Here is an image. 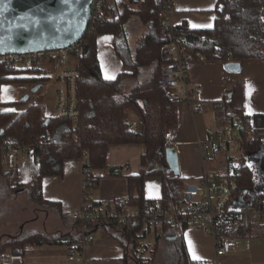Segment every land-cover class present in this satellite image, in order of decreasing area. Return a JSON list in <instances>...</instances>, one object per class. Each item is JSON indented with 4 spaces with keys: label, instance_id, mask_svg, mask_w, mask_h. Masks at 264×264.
Here are the masks:
<instances>
[{
    "label": "trees",
    "instance_id": "1",
    "mask_svg": "<svg viewBox=\"0 0 264 264\" xmlns=\"http://www.w3.org/2000/svg\"><path fill=\"white\" fill-rule=\"evenodd\" d=\"M131 8L125 0L124 8L110 5L105 9L104 17L95 24H90L83 38V51L77 58V69L80 72L78 85L79 108L81 119L77 124L71 120H62L58 117L50 119L44 115L42 100L25 103L26 109L20 113L4 109L1 113V126L5 134L18 138L24 145L37 144L36 155L41 159V173L25 188L31 189L37 200L44 204L42 195V181L45 177L61 175L66 160L81 158L83 151H88L90 168L93 170L90 192L97 188L100 177L95 172L107 168V153L112 145L140 144L145 151L141 158V171L137 176L128 178L129 195L118 200V206L126 200L132 206L149 208L157 201L149 200L145 195V182L148 178L162 179V197L160 203L170 207L180 201L181 194L191 180L168 172L165 151L167 135L179 124L178 103L171 102L165 96L162 85V68L165 61L161 56L162 31L158 17L159 6L155 0H143ZM111 11L112 12L111 14ZM119 12V13H118ZM217 20L213 29L193 30L183 29L181 34L186 36L188 46L194 54L201 53L205 60H216L224 63L264 60V0H218ZM136 16L149 31L146 33L134 51L126 39H119L125 33L128 20ZM111 34L115 36V46L118 56L124 67L131 70L123 72L114 80L103 77L98 57L97 39L99 35ZM206 36L207 39H204ZM154 67L150 79L125 92L128 80L138 79L140 68ZM41 71L36 68H14L0 66V86L13 83L41 84L47 77H38ZM22 75V76H21ZM34 75V76H30ZM20 76V77H19ZM24 76V77H23ZM229 111V123L242 122L245 130L253 129V137L244 145V152L257 153L264 147V117L247 116L244 111V87L239 83L234 88L229 100L224 102ZM5 106L2 104L1 106ZM133 108L139 118L137 128L133 129L128 122L127 110ZM228 123V124H229ZM62 133V141H51ZM77 135L78 140H75ZM42 140L43 144H38ZM264 149V148H263ZM262 149V150H263ZM255 156L259 157L258 154ZM261 158V177L264 174V154ZM2 164H0V171ZM237 176L239 193L236 206L246 207L264 202V191L261 184L254 181V171L250 165L243 162ZM24 187V186H23ZM19 188V187H17ZM243 191H251L240 196ZM241 197V198H240ZM247 199L248 203H244ZM93 208L95 205L92 204ZM113 206L108 205L106 209ZM78 225V223H76ZM143 225L140 223L131 227L127 233H112L116 241L126 250L134 252L138 241L142 238ZM177 226H166L158 231L156 246L160 240L174 238L177 235ZM185 228V227H184ZM183 230V229H182ZM142 234V235H141ZM264 236V227L262 231ZM242 236V235H240ZM66 236H47L40 232L12 239L0 247V254L10 253L13 256H23L28 247H43L54 245L57 242L67 243ZM79 241V237L77 239ZM77 241V242H78ZM176 246L181 264H204L189 258L182 235L171 240ZM178 249V250H177ZM140 264V261H139Z\"/></svg>",
    "mask_w": 264,
    "mask_h": 264
},
{
    "label": "crops",
    "instance_id": "2",
    "mask_svg": "<svg viewBox=\"0 0 264 264\" xmlns=\"http://www.w3.org/2000/svg\"><path fill=\"white\" fill-rule=\"evenodd\" d=\"M116 6H119L120 9L124 8L122 3L117 4L116 0H112L110 8L114 9ZM217 8L218 0H176L173 20L176 25L186 24L193 30H210L214 28L218 17ZM112 12L114 11H111V14ZM97 49L105 79L114 80L123 72H131L129 68L124 67L123 61L117 54L114 35H99ZM225 64L216 60H201L190 65V78L193 86L199 91L196 100L200 103L202 110L199 113H193L187 103H181L178 106L179 124L169 133L171 135L169 145L176 149L179 156L180 174L178 177L195 181L205 171L216 170L223 173L226 171L225 158L217 153L209 152L205 159L201 143L221 131L229 123V111L224 102L230 99L234 88L239 83H242L244 87L245 114L251 118L258 115L264 117V60L246 61L241 64V72L235 74L226 71ZM44 67L40 70L41 74H38V77L45 74L48 80L42 83V89L33 95L36 97L34 101L45 100L43 103L44 115L47 119H52L57 117V84L54 81L50 65L45 64ZM151 68H140L139 78L126 82L125 92L138 84L147 82L150 77H146ZM25 85L33 88L37 84L26 83ZM32 88L28 93L30 100H32ZM25 109L26 107L20 112ZM134 114V117L130 116L128 120L130 125L139 124V118L135 112ZM54 140L61 142L62 133H59ZM144 151V146L140 144L109 147L107 168L95 172L101 180L99 186L90 192L91 205L94 204L95 208L106 209L108 205L114 206L116 201L129 195L128 178L140 174L141 158ZM219 156L224 160L223 163L218 160ZM208 161H212L215 165H209ZM40 173V164L35 161L34 157H31L19 163L15 168L10 165H2L0 181L5 182L7 188L23 193L25 186L32 183ZM42 195L45 202H49V204H43L45 205V209L42 210L45 214L43 223L40 218L28 221L20 227L19 232L15 229L9 233L11 236L14 235L11 239L29 235L28 233L40 232L49 237L67 235L68 240L73 239L74 242H77L79 229L72 216L80 211L84 204L81 159L66 160L61 175L45 177L42 181ZM145 195L149 200L160 201L162 179L148 178L145 182ZM184 227L177 229V235L174 238L182 235L189 258L200 262L215 258L216 249L212 237L196 227ZM262 231L263 227H255L248 236L238 237L235 251L221 258L219 264H264ZM152 233L156 235L158 231L145 232L142 238H147ZM107 236L105 233L99 232L95 235L96 241L84 247L83 253L89 264H139L141 259L154 260L153 256L148 258L147 248L142 247L140 250L138 246L136 248L138 251L132 252L126 250L115 239ZM172 238L167 240H175ZM190 246L201 258L200 260L193 259L192 253L189 251ZM70 247L71 245L61 241L43 247L30 246L23 256H13L10 253L0 254V264H69ZM61 252H64L65 255H62ZM41 253L45 254V258L35 256Z\"/></svg>",
    "mask_w": 264,
    "mask_h": 264
},
{
    "label": "built area",
    "instance_id": "3",
    "mask_svg": "<svg viewBox=\"0 0 264 264\" xmlns=\"http://www.w3.org/2000/svg\"><path fill=\"white\" fill-rule=\"evenodd\" d=\"M141 3L143 0H135ZM176 0H155L159 6L158 17L162 31L161 56L165 61L162 68V85L167 99L174 103H187L193 113L202 110L196 100L198 89L193 86L190 78V65L195 61L205 60L201 53L190 51L183 29H191L188 25L174 23ZM112 0H95L90 24H95L105 15V9ZM207 39L206 36H203ZM83 39L67 48L40 50L31 53L0 54V66L8 65L14 68L44 69L49 64L54 81L57 84V117L71 120L77 124L81 119L79 108L78 85L80 72L71 62L72 56H80L83 51ZM45 77V74L42 76ZM35 97V96H34ZM0 104V164L15 168L25 159L34 157L37 163L41 159L36 155L37 144L24 145L18 138L5 134L1 126ZM133 129L137 124L131 125ZM254 130H245L242 122L227 124L221 131L211 135L201 143L203 157L208 153H217L225 158L226 171L204 172L197 183L186 185L181 199L170 207H164L160 201L149 208L130 205L123 200L120 205L111 209L93 208L89 198L93 186L91 176L93 170L89 167V153L83 151L82 177L84 204L72 218L78 223L79 241L72 242L69 249L70 264H89L84 255V247L96 241V233H105L110 238L112 233H127L131 227L140 223L142 234L150 230L160 231L166 226H192L203 230L212 237L215 243V258L204 261V264H219V260L235 251L236 239L242 235L248 236L255 227H264V202L257 201L253 205L237 207L236 198L239 193L237 176L243 163V147L253 137ZM171 135H167L166 148ZM75 140H78L75 135ZM51 141H55L51 139ZM38 144H43L42 140ZM237 155L241 164L236 161ZM141 234V235H142ZM107 236V237H108ZM72 239L66 240L71 242ZM140 264H152L151 259H141Z\"/></svg>",
    "mask_w": 264,
    "mask_h": 264
},
{
    "label": "water",
    "instance_id": "4",
    "mask_svg": "<svg viewBox=\"0 0 264 264\" xmlns=\"http://www.w3.org/2000/svg\"><path fill=\"white\" fill-rule=\"evenodd\" d=\"M94 1L0 0V54L63 49L80 42L90 25ZM225 69L229 73H240L242 65L228 62ZM42 87L37 84L31 93H38ZM29 100L30 94H26L21 103ZM49 123L47 119L44 125ZM165 157L168 172L179 176L176 149L166 148Z\"/></svg>",
    "mask_w": 264,
    "mask_h": 264
},
{
    "label": "rangeland",
    "instance_id": "5",
    "mask_svg": "<svg viewBox=\"0 0 264 264\" xmlns=\"http://www.w3.org/2000/svg\"><path fill=\"white\" fill-rule=\"evenodd\" d=\"M124 0H116L117 4H121ZM128 6L131 8H136L135 4H131L128 0H125ZM149 29L148 27L144 26L136 16H132L127 23L125 33H121L119 36V39L122 41V39H126L124 35L126 34L127 39L129 40V44L132 47V49L135 51L138 48V45L140 44V41L142 37L148 33ZM71 62L73 65H76L77 63V57L72 56ZM144 68V67H143ZM154 71V67L148 70V74L146 78H149L152 76V73ZM6 85V84H5ZM1 85L0 86V104H5L7 107H3L4 109H12L13 111H16L17 113H20L21 110H23L26 106L25 104L21 103L22 98L29 93L31 90V86L28 87L24 83H13L8 85ZM4 89H7V91H3ZM131 89V88H130ZM45 90V87H44ZM36 97H34L33 94H31V101H34ZM45 100L42 102L44 103ZM2 106V105H1ZM57 114V111H56ZM134 109L130 108L127 110V117L128 120L130 119V116L134 117ZM264 148V147H263ZM262 148V149H263ZM259 150L257 153H251V152H244L241 155L243 156V162H246L248 165H250L254 171V181L257 185L258 181L261 184V187L264 188V174L261 177V171L260 165L261 158L260 156H263L264 149ZM258 154L259 157L255 156ZM240 155H237L236 161H238L240 164ZM218 160L223 163L222 157L219 156ZM209 165H215L212 163V161H208ZM198 180H191L188 182L189 184L197 183ZM5 182L0 181V247L6 243L10 242L12 239V236L9 233L11 231H18L22 225H25L28 221H31L32 219L40 218L41 223H43V220L45 218V214H43V209H45V205H43V202H40L39 200L35 199L36 196L32 193L31 189L25 188L23 193L16 192L17 190L7 188L4 184ZM256 188L259 190L258 185ZM264 191V189H263ZM251 191H243L242 194L240 193V196L249 194ZM182 195V194H181ZM240 197V198H241ZM244 203H248L247 199H245ZM50 209V208H49ZM34 224V223H32ZM19 232V231H18ZM160 233V232H158ZM19 234V233H17ZM30 234V233H28ZM97 234V233H96ZM157 235V233H156ZM156 235L155 233H152L147 238H140L138 241V246L140 247V250L142 247L147 248V254L148 258L154 257L152 260V264H181L179 259V254H177L176 246L173 242L170 240L162 239L159 241L158 248H155L156 245ZM178 250V249H177ZM134 251H138L135 249ZM154 252V254L152 253ZM62 255H65L64 252H61ZM140 256L141 253L139 252ZM36 257L45 258V254L41 253L39 255H35ZM70 264V263H69Z\"/></svg>",
    "mask_w": 264,
    "mask_h": 264
},
{
    "label": "snow or ice",
    "instance_id": "6",
    "mask_svg": "<svg viewBox=\"0 0 264 264\" xmlns=\"http://www.w3.org/2000/svg\"><path fill=\"white\" fill-rule=\"evenodd\" d=\"M3 91H7V89H4ZM189 251H190V253H192V256H193V259L194 260H200L201 258L198 256V255H196V253L194 252V249L190 246V248H189Z\"/></svg>",
    "mask_w": 264,
    "mask_h": 264
}]
</instances>
